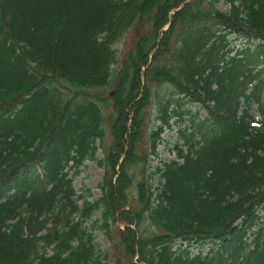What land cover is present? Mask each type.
Listing matches in <instances>:
<instances>
[{
	"label": "trees",
	"instance_id": "obj_1",
	"mask_svg": "<svg viewBox=\"0 0 264 264\" xmlns=\"http://www.w3.org/2000/svg\"><path fill=\"white\" fill-rule=\"evenodd\" d=\"M263 91L264 0H0V264H264ZM153 100L162 125L198 112L148 173Z\"/></svg>",
	"mask_w": 264,
	"mask_h": 264
},
{
	"label": "rangeland",
	"instance_id": "obj_2",
	"mask_svg": "<svg viewBox=\"0 0 264 264\" xmlns=\"http://www.w3.org/2000/svg\"><path fill=\"white\" fill-rule=\"evenodd\" d=\"M218 10L220 12H227L228 7L226 5H224L223 3H221L218 6ZM132 35H133V31L129 32V35L126 34L123 38H121L117 42V44L114 47L115 51H117V63H118V65H120V63H121L122 55L131 46ZM240 45L242 46L243 44L239 43V46ZM113 69H116V67ZM153 91H155V90H153ZM156 95H158L159 98H166L167 100H169L171 98L170 97L171 92L169 90L165 91L162 89H158L156 92ZM262 97H264V91H263ZM154 98H155V96H154ZM154 104H155V100H153L152 106L149 107L150 110L147 109V111H146L147 131L150 134L155 133L157 130V127H159L160 125L162 127V131L159 133V137L155 141L154 154H149L146 158V162H145V170L146 171L145 172H148V173L150 171H153V169L160 167L161 164L173 161L175 159V152H176V150H175L176 146L175 145H177L181 148L183 146V141L181 139H179V136L181 133L180 131L185 130L187 134L190 132V129H189L190 114L189 113L195 114L196 112H198V109H196V106H194L192 104H184V105H182L183 106L182 112L189 110L188 111L189 113L182 115L183 122H179L178 118H171L168 121L167 125H162L161 122H158L155 119L156 114H155V110L153 108ZM256 107L257 106L255 104H253L251 106V111L255 115V117L258 118V114L256 112V109H257ZM172 109H173V107L171 106L169 109V114L171 113ZM199 115L202 117L205 115V113L203 111L199 110ZM201 117H199V118H201ZM105 132H106L105 136H107V131L105 130ZM108 144H109V140H108V138H105L103 145L107 146ZM183 150H185V149H183ZM103 158H104L103 149L101 147H99L97 152L95 153L94 159L92 161L88 160V161L84 162V164L80 167L79 175L76 176L75 178H73V180H72V187H73L75 194L76 195H85L86 192H89L90 197H88L87 200L90 202L98 199L100 196V191L98 189V185L101 184V182L103 181L105 171L102 167H99L97 165V162L103 160ZM119 166H120V162H119V164H117V168H116L117 171H118ZM258 216L263 218L264 212H259ZM95 217L98 220L100 219L99 212L96 213ZM263 222H264V220H263ZM112 227H120L122 229L124 226H123V223L117 222L115 224V226L112 225ZM112 227L110 228V232H112V230H113ZM257 229H258V227H255L249 233L246 234L247 236L245 238V242L248 245H250L253 242V239L255 238L253 233H256ZM103 233H104V231L100 230L97 234H94L93 244H94L97 251H99L103 254H106L107 252H109L112 257H115L114 248H113L114 244L112 242L115 240V238H113L114 235H111L112 236V239H111L110 235L105 237L103 235ZM263 238H264V236H263ZM185 246H187V245L185 244ZM204 250H205L204 252L208 251L207 248H205ZM196 254H197V250L193 249V255L192 256H194ZM107 256H109V255H107ZM131 261L135 262V259L132 257ZM110 264H115V262H111Z\"/></svg>",
	"mask_w": 264,
	"mask_h": 264
}]
</instances>
